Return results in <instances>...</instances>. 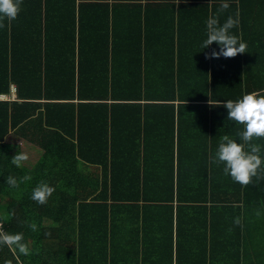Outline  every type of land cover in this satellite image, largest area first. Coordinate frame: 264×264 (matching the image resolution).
Returning <instances> with one entry per match:
<instances>
[{
  "label": "trees",
  "instance_id": "trees-1",
  "mask_svg": "<svg viewBox=\"0 0 264 264\" xmlns=\"http://www.w3.org/2000/svg\"><path fill=\"white\" fill-rule=\"evenodd\" d=\"M72 2L75 8V0ZM228 2L230 7L220 16V20L223 22L228 15L238 19V26L232 32L246 42L248 52L234 58H205V54L212 49L219 51L215 42L202 50L200 46L206 38V20L216 14L221 0L167 1L166 5L176 13L172 17V27L176 32L163 33V28L155 25L158 32H152L161 40L148 43L149 33L144 39L139 31L133 33L125 30L124 35L130 42L122 54H132L136 60L120 64L114 61L120 51L115 47V51L111 48L113 57L107 59L110 35L116 42L121 41L110 31L117 16L109 19L106 13L104 16L79 20L76 36L73 28L48 29L49 19L43 12L53 7L49 5V0H24L18 18L6 21V27L0 29V93L7 91L10 83L14 82L18 97L22 99L0 101V223L6 232H23L25 240L31 248L38 249V253L26 257L14 249L2 247L0 264H76L78 261L75 246L77 232H88L90 223L80 222V219L77 222L76 203L78 208L81 203L88 205L93 193L92 200H99L105 198L104 192L89 189L90 176L83 175L82 192L66 193L58 200V161L53 166V163L49 165V160L53 155L57 156L58 149L65 145L69 146L67 155H71L75 163L77 151L89 163H101L106 167V101L118 97L108 92L110 75L118 74L130 84L129 93L124 97L134 101L132 105L144 99L171 102L179 87L194 80L195 86L209 76L215 94L213 97L217 101L218 97L235 101L252 92L264 95V0ZM103 4L108 5L107 2ZM73 14L74 11L70 18L74 26ZM94 21H97L95 27ZM44 24L48 30H43ZM176 51L180 55L175 60ZM119 66L128 68L114 71ZM193 67L196 74L182 83L185 69ZM151 73L153 75L150 77ZM117 81L121 80L113 77L111 87ZM202 87L200 85L201 90ZM202 95H193V100L205 102L209 99L206 93ZM219 107L221 117H227V109L222 105ZM103 119L104 135L99 138L103 140L96 141V127ZM10 129L18 130L19 135L41 146L42 155L31 169L18 168L11 163V157L19 152V145L5 142L4 136ZM241 130L242 125L228 121V136L237 142H240L237 133ZM139 133L138 128L131 132V137L137 143ZM75 138L82 145V150H75ZM254 143L264 145V140ZM94 146L96 154L91 158ZM132 163L138 165V158L133 159ZM27 174L32 179L21 183L19 189L10 188L6 183L9 176L19 179ZM230 179L226 185L228 209L233 211L231 221L242 210L246 214L254 211L252 203L258 204L257 209H264V181L256 183L254 180L253 184L241 187ZM41 180L55 187L49 198L52 203L48 200L46 205H40L30 198L32 189ZM9 213L14 215L9 216ZM50 219L53 221L51 224L46 222ZM24 221L37 223L40 231L32 232ZM224 252L221 257L225 264L239 262L240 256L234 248Z\"/></svg>",
  "mask_w": 264,
  "mask_h": 264
},
{
  "label": "crops",
  "instance_id": "crops-1",
  "mask_svg": "<svg viewBox=\"0 0 264 264\" xmlns=\"http://www.w3.org/2000/svg\"><path fill=\"white\" fill-rule=\"evenodd\" d=\"M167 1L180 2L75 0L74 8L72 0H49L53 7L43 14L49 19V30L73 28L76 36L79 20L106 13L109 19L117 16L110 31L121 41L116 42L110 35L107 59L113 57L111 48L115 51V47L120 51L114 61L128 64L136 59L132 54H122L130 42L124 35L125 30L139 31L144 39L149 33L148 43L161 40L154 33L158 32L155 25L161 26L163 33L176 32L172 27L176 13L166 5ZM56 5L61 7H54ZM72 11L74 26L70 18ZM96 25L94 21V27ZM48 29L44 24L43 30ZM176 54L175 60L180 55L178 51ZM123 68L128 67L119 66L114 71ZM190 68L185 69L182 83L196 74L195 68ZM113 77L121 81L111 87ZM194 81L178 88L171 101L173 104L144 99L132 105L134 101L124 97L129 93L130 84L118 74L110 75L108 92L118 97L106 101V167L89 163L77 151L75 163L72 156L67 155L69 146L65 145L58 149L57 156L50 157L49 165L54 166L58 161V200L66 193L82 192L83 175L90 176L89 189L103 190L105 196L92 200L93 193L88 205L81 203L80 208L76 203L77 222L80 219V222L90 223L88 232H77L76 264H225L221 256L231 247L240 256L236 264H264V216L255 217L258 204L252 203L254 211L246 214L242 210L239 215L243 227L231 224L233 211L228 209L226 185L230 177L223 174V164L213 162L220 138L228 135L227 117H221L219 107L225 99L218 97L217 101L213 97L210 76L195 86ZM200 85H203L202 90ZM17 90V85L11 82L7 91L1 93L12 92L13 97L0 98V101H21ZM203 93L209 96L207 101L193 100V95ZM135 128L140 132L138 143L131 137ZM103 129L104 119L98 122L94 140H103L99 139L104 135ZM17 131L10 129L4 140L10 145H19V152L29 153L30 159L22 168L31 169L43 150L37 142L29 141ZM73 142L75 150H82L77 138ZM94 154L95 146L90 157ZM137 158L138 165L132 163ZM51 221L46 220L50 224ZM230 227L233 230L229 233Z\"/></svg>",
  "mask_w": 264,
  "mask_h": 264
},
{
  "label": "clouds",
  "instance_id": "clouds-1",
  "mask_svg": "<svg viewBox=\"0 0 264 264\" xmlns=\"http://www.w3.org/2000/svg\"><path fill=\"white\" fill-rule=\"evenodd\" d=\"M23 3L24 0H0V29L6 27V21L11 22L18 18ZM229 7L228 0H221L216 14L206 20V38L201 43V50L208 48L213 42L219 46V51L212 49L210 53H206V59L221 56L234 58L238 54L248 52L246 42L232 32V29L238 26V19L228 15L223 22L220 20V16L227 12ZM222 106L227 109V120L242 125V130L237 133L240 142L228 135L220 138L213 162L217 165L223 164V174L241 187L253 184L254 180L256 183L264 181V145L254 143L256 140H264V95L247 93L238 100L224 101ZM29 159L27 151H20L11 157V163L21 168ZM31 179L30 174L19 179L9 176L6 183L10 188L19 189L21 183ZM54 191L53 186L41 180L32 189L30 198L37 204L46 205ZM12 215L14 213H9V216ZM254 215L259 219L264 215V209H256ZM23 223L34 233L40 231V227L35 222ZM232 223L243 227L239 216L235 217ZM232 230L230 227L228 232ZM2 247L14 249L19 255L26 257L38 253V249L31 248L25 240L23 232H6L3 224L0 223V248Z\"/></svg>",
  "mask_w": 264,
  "mask_h": 264
},
{
  "label": "built area",
  "instance_id": "built-area-1",
  "mask_svg": "<svg viewBox=\"0 0 264 264\" xmlns=\"http://www.w3.org/2000/svg\"><path fill=\"white\" fill-rule=\"evenodd\" d=\"M12 97H13L12 92L10 94H7V93H1L0 94V98L10 99Z\"/></svg>",
  "mask_w": 264,
  "mask_h": 264
}]
</instances>
